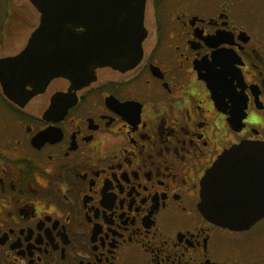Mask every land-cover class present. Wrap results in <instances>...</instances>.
I'll return each instance as SVG.
<instances>
[{
  "label": "flooded vegetation",
  "instance_id": "flooded-vegetation-1",
  "mask_svg": "<svg viewBox=\"0 0 264 264\" xmlns=\"http://www.w3.org/2000/svg\"><path fill=\"white\" fill-rule=\"evenodd\" d=\"M40 21L0 0V61ZM144 23L129 71L55 78L23 107L0 84V264H264V218L199 210L219 157L264 143V26L240 0H147Z\"/></svg>",
  "mask_w": 264,
  "mask_h": 264
},
{
  "label": "water",
  "instance_id": "water-1",
  "mask_svg": "<svg viewBox=\"0 0 264 264\" xmlns=\"http://www.w3.org/2000/svg\"><path fill=\"white\" fill-rule=\"evenodd\" d=\"M30 2L41 14L40 26L18 56L0 61L3 92L18 105L55 78L87 85L98 68L126 72L142 60L147 0ZM242 109L231 120L234 128ZM199 210L232 231L264 218V143L242 142L219 157L202 180Z\"/></svg>",
  "mask_w": 264,
  "mask_h": 264
},
{
  "label": "rangeland",
  "instance_id": "rangeland-1",
  "mask_svg": "<svg viewBox=\"0 0 264 264\" xmlns=\"http://www.w3.org/2000/svg\"><path fill=\"white\" fill-rule=\"evenodd\" d=\"M243 12L254 17L261 26H264V0H240Z\"/></svg>",
  "mask_w": 264,
  "mask_h": 264
},
{
  "label": "snow or ice",
  "instance_id": "snow-or-ice-1",
  "mask_svg": "<svg viewBox=\"0 0 264 264\" xmlns=\"http://www.w3.org/2000/svg\"><path fill=\"white\" fill-rule=\"evenodd\" d=\"M253 120L254 121H264V115L257 117V116H253Z\"/></svg>",
  "mask_w": 264,
  "mask_h": 264
}]
</instances>
